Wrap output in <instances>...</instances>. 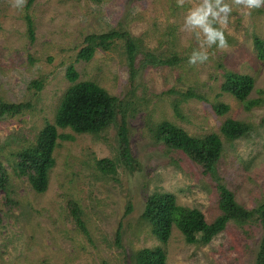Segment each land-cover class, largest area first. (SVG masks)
I'll return each instance as SVG.
<instances>
[{"label":"rangeland","instance_id":"374dc122","mask_svg":"<svg viewBox=\"0 0 264 264\" xmlns=\"http://www.w3.org/2000/svg\"><path fill=\"white\" fill-rule=\"evenodd\" d=\"M134 1L35 0L27 9L35 22L31 40L24 18L26 8L17 11L10 0H0V99L32 104L31 110L0 119V156L11 174V197L21 202L20 207L6 212L0 195V264H123L130 251L156 246L165 250L166 264H254L263 232L258 228L246 226L244 231L230 222L208 244L199 245L186 243L173 227L168 242L162 244L139 216L148 195L170 193L177 203L200 209L210 221L219 214L217 183L224 184L247 208L262 202L264 103L246 111L233 96L222 93L219 65L251 75L255 85L250 96L264 99V59L259 58L252 40L253 35L264 40V8L250 16L234 11L226 33L229 49H210L209 62L191 72L181 62L180 67L140 74L133 98L147 97L149 103L134 117L129 116L130 111L126 119L132 167L118 161L117 125L112 124L99 137L58 129L72 139L61 140L56 148V163L42 194L33 192L23 178L12 173L11 153L32 145L44 123L53 122L70 84L65 65L84 35L119 26L142 38L150 49H161L158 35L164 33V39L171 32L181 56L188 57L197 47L194 36L182 28L187 6L177 7L176 0H140L131 6ZM124 62L120 51L99 49L89 61L75 64L78 80H94L108 93L123 98L130 85ZM42 76L44 86L35 92L30 82ZM188 84L206 99L193 97L183 102L177 116L170 98L161 93L170 88L185 90ZM218 103L228 104L229 110L216 114L212 105ZM225 118L250 121L254 128L232 142L223 140L215 178L204 174L186 155L168 154V147L151 139L146 124L168 119L191 135L203 136L219 132ZM93 157L117 161L115 173L101 174ZM69 198L79 203L88 233L80 230L69 214Z\"/></svg>","mask_w":264,"mask_h":264},{"label":"trees","instance_id":"16d2710c","mask_svg":"<svg viewBox=\"0 0 264 264\" xmlns=\"http://www.w3.org/2000/svg\"><path fill=\"white\" fill-rule=\"evenodd\" d=\"M34 1L27 0L26 10L32 7ZM139 1L135 0L130 5L138 4ZM28 13L27 10L24 18L27 34L32 40L34 39L35 22ZM164 35L162 33L158 36ZM168 36L170 37L164 39L159 37L161 49H150L144 45L142 38L132 36L128 30L119 26L118 28L113 26L108 31L98 32L96 30L84 35L81 43L75 48L72 60L65 65V77L70 84L59 101L53 122L44 123L32 145L11 153L13 175L19 179L23 178L33 192L44 193L48 188L49 173L56 163L54 156L56 148L61 140L72 139L70 134L60 133L58 129L70 128L77 134L99 137L112 124L117 125L118 161L127 167H132L134 158L129 148V130L126 119L130 111L129 116L134 117L137 110H144L149 103L147 97L139 101L133 98L137 89L138 77L149 69L180 67L181 62L187 64L189 72L193 70V67L188 66L187 55L181 56L176 50L178 49L176 37L172 32ZM252 40L259 58L264 59V40L256 35L252 36ZM165 45L167 48L164 47ZM99 49L113 50L118 53L120 51L123 54L130 84L127 96L119 98L117 95H112L94 80H78L79 75L75 64L80 61H89ZM219 67L223 76L220 85L222 93L233 96L246 111L263 105L262 97L250 96L255 85V80L251 75L228 70L221 64ZM44 82L45 77H39L30 82V87L35 92L40 91ZM146 91L143 89V92ZM161 95H167L170 98L171 107L177 116L181 114L183 102L193 97L199 100L206 99L202 93H196L191 84H188L185 90L170 88ZM212 108L216 114L222 115L229 110V105L218 103L213 104ZM31 109L32 104L28 101L15 102L0 99V119L14 117ZM146 124L151 139L157 144L168 147V154L180 152L186 155L202 168L204 174H209L213 178H215L216 167L223 153V140L232 142L248 135L254 128V124L250 121L225 118L219 127V132L194 136L168 119L154 123L148 120ZM93 162L101 174H113L116 171L117 161L111 158L93 157ZM216 187L219 194L217 201L219 214L210 221L200 209L177 203L174 195L170 193L148 195L144 201L139 221L162 244L168 242L173 227L181 233L186 243L199 245L208 244L217 234L224 231L230 222L244 231L246 226L258 228L263 232L254 264H264V198L257 206L247 208L236 201L234 194L224 184L217 183ZM11 192V174L0 156V195L6 212L21 206V202L11 197ZM66 207L75 225L84 233H88L79 203L69 198ZM130 210L131 206L128 205L127 212ZM116 242L119 245L118 234ZM124 258L123 264H166L167 260L165 250L160 246L132 250ZM102 263L110 264L107 261Z\"/></svg>","mask_w":264,"mask_h":264},{"label":"clouds","instance_id":"9594fccd","mask_svg":"<svg viewBox=\"0 0 264 264\" xmlns=\"http://www.w3.org/2000/svg\"><path fill=\"white\" fill-rule=\"evenodd\" d=\"M11 7L23 11L27 0H10ZM177 7L187 10L183 31L194 36L197 47L188 56V66L198 67L210 60V49L228 50L227 28L234 11L250 16L264 8V0H176Z\"/></svg>","mask_w":264,"mask_h":264}]
</instances>
